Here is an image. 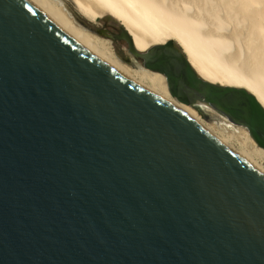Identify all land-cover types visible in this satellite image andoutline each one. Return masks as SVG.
<instances>
[{"label":"water","instance_id":"95a60500","mask_svg":"<svg viewBox=\"0 0 264 264\" xmlns=\"http://www.w3.org/2000/svg\"><path fill=\"white\" fill-rule=\"evenodd\" d=\"M113 39L171 90L246 128L264 107L172 39ZM0 264H264V174L182 106L0 0Z\"/></svg>","mask_w":264,"mask_h":264},{"label":"bare ground","instance_id":"6f19581e","mask_svg":"<svg viewBox=\"0 0 264 264\" xmlns=\"http://www.w3.org/2000/svg\"><path fill=\"white\" fill-rule=\"evenodd\" d=\"M59 29L91 54L120 73L167 99L196 117L242 158L264 174L255 156L264 149L248 136L251 149L233 146L229 139L237 128L229 120H213L200 106L185 99L166 84L164 75L133 67L116 55L111 43L78 23L60 0H28ZM86 17L109 10L133 37L136 48L147 50L172 37L180 41L192 66L204 79L245 88L264 107V0H75Z\"/></svg>","mask_w":264,"mask_h":264},{"label":"rangeland","instance_id":"374dc122","mask_svg":"<svg viewBox=\"0 0 264 264\" xmlns=\"http://www.w3.org/2000/svg\"><path fill=\"white\" fill-rule=\"evenodd\" d=\"M70 11L74 19L80 23L84 28H86L88 31H90L92 34L96 35L99 38L106 39L111 43L112 48L114 49L116 55L118 58H120L122 61L130 64L131 66L135 67H143L142 62L134 56H132L128 52L127 44L125 41H119L116 39H113L110 34L117 33L116 30L120 26H123L127 29L125 24L123 23L122 19L115 16L113 13H111L109 10H106L104 8L98 9V16L95 18L92 17H86L81 13L79 10L75 0H60ZM99 18V19H98ZM128 30V29H127ZM129 31V30H128ZM176 46L181 49V51L184 52L183 48L181 47L180 41L177 37L171 38ZM165 77V76H164ZM166 80V78H165ZM167 84V83H166ZM220 84V83H217ZM213 120H221L222 116L214 111L211 108H203ZM224 118V117H223ZM237 130L235 134L230 137L229 141L230 143L238 148L241 149H253L252 145L249 141V139L245 136L244 132L246 131L250 139L256 144V142L252 139V137L249 135V132L246 128L242 126H238L233 124ZM257 145V144H256ZM258 146V145H257ZM263 149V148H262ZM255 162L257 165H260L264 167V154L263 158L259 156H255Z\"/></svg>","mask_w":264,"mask_h":264},{"label":"flooded vegetation","instance_id":"af4514ba","mask_svg":"<svg viewBox=\"0 0 264 264\" xmlns=\"http://www.w3.org/2000/svg\"><path fill=\"white\" fill-rule=\"evenodd\" d=\"M117 32V31H116ZM113 34H115V33H113ZM110 36H111V34H110ZM141 62H142V60H140Z\"/></svg>","mask_w":264,"mask_h":264},{"label":"trees","instance_id":"16d2710c","mask_svg":"<svg viewBox=\"0 0 264 264\" xmlns=\"http://www.w3.org/2000/svg\"><path fill=\"white\" fill-rule=\"evenodd\" d=\"M99 19V18H98ZM180 49V48H179ZM181 50V49H180Z\"/></svg>","mask_w":264,"mask_h":264}]
</instances>
